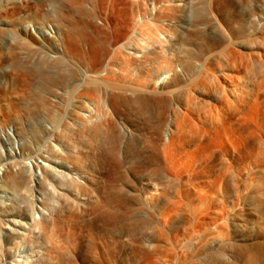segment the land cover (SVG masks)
I'll return each mask as SVG.
<instances>
[{"label":"bare ground","instance_id":"1","mask_svg":"<svg viewBox=\"0 0 264 264\" xmlns=\"http://www.w3.org/2000/svg\"><path fill=\"white\" fill-rule=\"evenodd\" d=\"M0 264H264V0H0Z\"/></svg>","mask_w":264,"mask_h":264}]
</instances>
